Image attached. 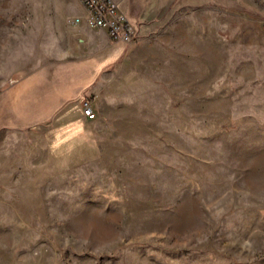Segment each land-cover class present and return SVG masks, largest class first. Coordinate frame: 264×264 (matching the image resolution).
Here are the masks:
<instances>
[{"label":"rangeland","instance_id":"rangeland-1","mask_svg":"<svg viewBox=\"0 0 264 264\" xmlns=\"http://www.w3.org/2000/svg\"><path fill=\"white\" fill-rule=\"evenodd\" d=\"M157 8L95 119L0 104V264H264V0Z\"/></svg>","mask_w":264,"mask_h":264},{"label":"crops","instance_id":"crops-1","mask_svg":"<svg viewBox=\"0 0 264 264\" xmlns=\"http://www.w3.org/2000/svg\"><path fill=\"white\" fill-rule=\"evenodd\" d=\"M116 1L133 26L158 11L157 0ZM14 8L22 10L14 22L0 13V55L15 64L0 77L6 119H65L75 107L83 113L81 101L103 92L108 74L146 45L116 43L106 30L90 28L80 0H0V9ZM77 16L80 23L73 22Z\"/></svg>","mask_w":264,"mask_h":264},{"label":"built area","instance_id":"built-area-1","mask_svg":"<svg viewBox=\"0 0 264 264\" xmlns=\"http://www.w3.org/2000/svg\"><path fill=\"white\" fill-rule=\"evenodd\" d=\"M86 14V24L93 29L106 30L110 39L116 43L131 44L139 39L135 26L120 9L116 0H80ZM74 23H80L81 17L77 16ZM264 28V22L262 23ZM83 114L92 120L96 112L89 100L82 102Z\"/></svg>","mask_w":264,"mask_h":264}]
</instances>
